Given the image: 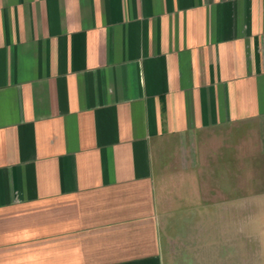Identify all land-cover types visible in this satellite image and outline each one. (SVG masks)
I'll use <instances>...</instances> for the list:
<instances>
[{
  "label": "crops",
  "instance_id": "obj_1",
  "mask_svg": "<svg viewBox=\"0 0 264 264\" xmlns=\"http://www.w3.org/2000/svg\"><path fill=\"white\" fill-rule=\"evenodd\" d=\"M0 264H264V0H0Z\"/></svg>",
  "mask_w": 264,
  "mask_h": 264
},
{
  "label": "rangeland",
  "instance_id": "obj_2",
  "mask_svg": "<svg viewBox=\"0 0 264 264\" xmlns=\"http://www.w3.org/2000/svg\"><path fill=\"white\" fill-rule=\"evenodd\" d=\"M160 184H161V182H160ZM162 191H163V190H158V192H157V198H158V200H160V201H159V203H160V204H159V205H160V209H159L160 214H161V215H164V214H165V211H164V205H163L164 202H163V201L161 202V200L164 199L165 196L163 195V192H162Z\"/></svg>",
  "mask_w": 264,
  "mask_h": 264
}]
</instances>
